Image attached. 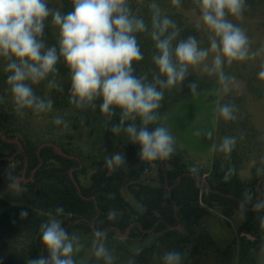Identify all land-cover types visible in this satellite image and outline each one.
Instances as JSON below:
<instances>
[{
	"label": "trees",
	"instance_id": "1",
	"mask_svg": "<svg viewBox=\"0 0 264 264\" xmlns=\"http://www.w3.org/2000/svg\"><path fill=\"white\" fill-rule=\"evenodd\" d=\"M59 1L58 6L46 5L49 15L43 22V34L37 37L44 45L42 53L56 49L55 70L37 84L25 81L37 102L51 101L50 110L16 104L7 82L11 73L5 71L15 58L0 56V264H29L40 257L49 258L41 226L52 219L60 222L70 238H75L74 247L79 250L73 252L74 264H164L163 258L169 252L180 255L179 264H264L262 136L238 105L239 98L224 95L220 99L215 149L203 181L199 179L201 173L189 169L183 152L174 145L166 159H142L140 145L124 131L129 124L138 130L143 126L138 116L125 120L119 133L112 131L121 146L117 153L125 159L110 170L105 161L112 155H84L73 140L84 117L94 123H109L113 128L120 124L122 110L112 106L111 116L102 113V96L78 105L77 98L66 90L64 80L72 73L60 55V26L53 22V14L74 11V0ZM190 5L191 8L189 0H179L174 16L171 34L176 35L171 40V50L177 67V45L190 37L198 43L202 35L185 15L189 9L197 13L202 10L197 0H191ZM261 11L264 0H243L240 14ZM225 12L227 18L237 16ZM164 34L165 38L170 35ZM132 35L143 57L132 62V75L163 93L154 112L157 119L146 126L151 132L163 127L161 119L173 105L208 90L217 78L213 74L208 78L185 74L174 86L162 87L159 81L167 77L154 62L159 51L152 34L146 28ZM224 107L231 110L230 119L221 114ZM226 138L233 141L230 152L221 150ZM43 143H52L58 150L50 146L38 149ZM151 170L156 174L155 184L145 181ZM70 171L79 192L70 180ZM80 176L85 177V183ZM23 177L26 181L20 182L16 193H5V186ZM124 193L131 196L132 203ZM59 208L63 211L58 213ZM212 209L224 219L242 216L236 238L223 249L202 223ZM109 213H114V218L109 219ZM101 246L105 255L97 256Z\"/></svg>",
	"mask_w": 264,
	"mask_h": 264
},
{
	"label": "clouds",
	"instance_id": "2",
	"mask_svg": "<svg viewBox=\"0 0 264 264\" xmlns=\"http://www.w3.org/2000/svg\"><path fill=\"white\" fill-rule=\"evenodd\" d=\"M172 2L177 4L179 0ZM197 2L204 24L216 37H220L219 46L216 39H212L211 50L215 52L219 48L229 63L233 59H244L247 39L239 28L225 19V10L232 15L240 14L243 0ZM48 15L49 9L44 0H0V56L10 60L15 58L7 64L5 71L11 73L7 82L11 85L16 104L21 108L35 105L37 110L51 109V101L47 104L37 102L32 89L25 83L30 80L37 84L55 70L58 60L56 49L49 48L42 53L44 45L37 39L43 34V22ZM158 16L157 12L153 17V27L158 31L152 33V38L156 41L159 55L153 59L160 73L167 77L166 81H159L161 86L172 87L184 79L188 65L204 60L208 51L198 49L196 40L191 37L180 42L175 49L177 67L172 61L171 50V40L176 33L163 40L160 38L170 26H175L168 18L160 20ZM53 22L60 26V55L71 69L72 95L77 98L78 105L102 96V113L111 116L112 106L120 108L121 122L113 126L114 133L121 131L125 120L140 117L143 126L139 130L134 124H129L124 131L140 145L141 158L147 161L168 158L173 151V137L164 127H157L151 132L146 127L157 119L154 112L160 106L163 93L132 75V62L143 58L132 33L145 30L144 22L130 18L125 0H74V11L67 15L54 13ZM221 63L217 55L215 68L219 69ZM261 77L264 78V72ZM191 87L195 90V85ZM221 114L225 119L231 118L228 107L222 108ZM232 144L233 141L226 138L221 150L230 152ZM124 159L116 153L106 158V167L114 170L124 163ZM62 211V208L57 209L58 213ZM112 218L114 213H109V219ZM41 231L49 258L40 257L29 264H74L72 255L79 248L74 247L75 238L69 237L60 222L52 219L41 226ZM96 255H105L103 246ZM163 259L164 264H179L180 255L169 252Z\"/></svg>",
	"mask_w": 264,
	"mask_h": 264
},
{
	"label": "rangeland",
	"instance_id": "3",
	"mask_svg": "<svg viewBox=\"0 0 264 264\" xmlns=\"http://www.w3.org/2000/svg\"><path fill=\"white\" fill-rule=\"evenodd\" d=\"M44 3L58 6L60 1L44 0ZM190 4L191 0H189V8H191ZM125 5L128 14L142 20L145 29L148 28L151 34L158 31L153 27V17L157 12L158 19L163 20L166 17L175 25L174 16L178 12V6L173 4L172 0H125ZM185 15L202 34L197 43L198 49L208 51L204 60L188 65L186 74L201 78H208L213 74L217 80L211 82L208 90L203 93L173 105L161 119V124L173 137L174 147L183 152L189 169L201 173L199 179L203 181L211 166L220 99L224 95L239 98L238 105L245 109L254 129L262 136L260 140L263 145L260 155L264 156V78L261 77V73L264 72V11L240 14L233 18H227L225 15L226 21L239 28L247 39L246 57L233 59L231 63L219 48L215 52L211 50L212 39L215 38L219 46L220 37H216L215 33L204 24L202 12L197 13L195 9H189ZM173 29L174 27L170 26L166 32L171 35ZM165 37L166 35L163 34L160 38L163 40L166 39ZM217 55L222 61L219 69L214 65ZM64 86L66 90L72 92V77L65 78ZM73 143L78 151L90 157L113 155L121 147L114 139L111 124L94 123L88 116L84 117V121L79 122ZM1 172L0 169V174ZM244 175H247V171H244ZM80 180L83 183L86 181L82 176ZM21 181L26 180L24 177L18 178L10 186H5V193L9 195L16 193ZM145 181L150 184L156 183L154 170L147 174ZM124 197L132 203L128 193H124ZM241 220V215L224 219L216 209H212L202 223L223 249L236 238ZM93 244L95 245V241Z\"/></svg>",
	"mask_w": 264,
	"mask_h": 264
},
{
	"label": "water",
	"instance_id": "4",
	"mask_svg": "<svg viewBox=\"0 0 264 264\" xmlns=\"http://www.w3.org/2000/svg\"><path fill=\"white\" fill-rule=\"evenodd\" d=\"M1 138L4 139L3 136H1ZM7 141H8V142H11V141H9V140H7ZM48 146L52 147L54 150H58L57 146L54 145V144H52V143H43V144H41V145L39 146L38 149H41L42 147H48ZM58 153L61 154V155H63V156H66V157H67V155H65V154L62 153L61 151H58ZM69 158H71V157H69ZM69 176H70V180L72 181L73 185L75 186V188H76L77 191L79 192V186H78V184L75 182L74 178L72 177L71 171H70V173H69Z\"/></svg>",
	"mask_w": 264,
	"mask_h": 264
}]
</instances>
